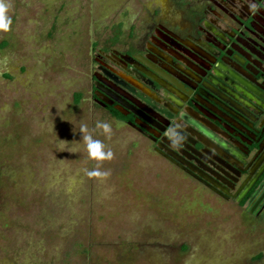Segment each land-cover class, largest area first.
Segmentation results:
<instances>
[{
	"label": "rangeland",
	"instance_id": "1",
	"mask_svg": "<svg viewBox=\"0 0 264 264\" xmlns=\"http://www.w3.org/2000/svg\"><path fill=\"white\" fill-rule=\"evenodd\" d=\"M0 264H264V222L197 191L90 101L91 51L169 0H8ZM7 46L3 48V44ZM82 93L79 105L75 94ZM112 127L110 136L96 128ZM114 159L89 178L82 126Z\"/></svg>",
	"mask_w": 264,
	"mask_h": 264
},
{
	"label": "flooded vegetation",
	"instance_id": "2",
	"mask_svg": "<svg viewBox=\"0 0 264 264\" xmlns=\"http://www.w3.org/2000/svg\"><path fill=\"white\" fill-rule=\"evenodd\" d=\"M169 1L94 46L90 101L197 191L262 223L264 0Z\"/></svg>",
	"mask_w": 264,
	"mask_h": 264
},
{
	"label": "clouds",
	"instance_id": "3",
	"mask_svg": "<svg viewBox=\"0 0 264 264\" xmlns=\"http://www.w3.org/2000/svg\"><path fill=\"white\" fill-rule=\"evenodd\" d=\"M10 7L11 5L8 3V0H0V32L6 33L11 30L12 19L8 14ZM96 128L101 130L106 136H110L112 132V127L107 122H98ZM80 132L83 134L82 142L85 145L88 158L96 161L98 165L92 170L85 169V174L89 178L106 180L111 175V172L108 170L102 171L100 165L105 161L114 159V153L111 149L107 148L103 141L94 138L93 135L89 133L86 125L81 127ZM166 138L169 142L170 148L179 149L186 137L176 125H173L166 131Z\"/></svg>",
	"mask_w": 264,
	"mask_h": 264
},
{
	"label": "trees",
	"instance_id": "4",
	"mask_svg": "<svg viewBox=\"0 0 264 264\" xmlns=\"http://www.w3.org/2000/svg\"><path fill=\"white\" fill-rule=\"evenodd\" d=\"M6 46H7V44L4 43L2 47L5 48ZM74 103L76 105H79L81 103V95L80 94L75 95Z\"/></svg>",
	"mask_w": 264,
	"mask_h": 264
}]
</instances>
